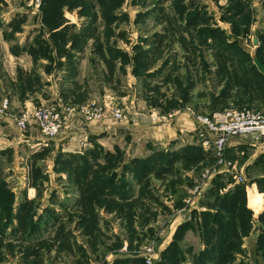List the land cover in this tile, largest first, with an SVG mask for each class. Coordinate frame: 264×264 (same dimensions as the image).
Masks as SVG:
<instances>
[{
  "label": "rangeland",
  "instance_id": "obj_1",
  "mask_svg": "<svg viewBox=\"0 0 264 264\" xmlns=\"http://www.w3.org/2000/svg\"><path fill=\"white\" fill-rule=\"evenodd\" d=\"M17 10L23 15H14ZM0 26L10 43L28 44L31 54L54 60L68 104L65 89L75 78L63 72L84 61L78 81L86 94L76 98L83 105L97 102L105 118L120 110L124 119L114 118L129 120L124 101L154 114L158 124L182 113L196 119L231 107L264 114V0H0ZM19 67L24 81L8 75L0 97L16 105L10 113L57 106L47 80L36 81L28 72L29 58ZM28 88L33 95L26 94ZM27 99L38 103L23 109ZM80 124L84 131L74 141L69 131L53 140L39 133L31 138L27 131L15 151L0 152V264H146L149 248L155 249L152 264H264V171L255 166L264 153L250 161L253 151L240 155L248 162L244 175L234 172L239 162L227 154L230 165L204 171L203 178L222 175L226 183L231 176V186L240 185L236 193L222 190L208 210L202 208L200 184L182 198L166 196L173 207H86L80 196L85 179L105 189L112 175L126 174L124 168L160 167L162 151L181 148L109 133L101 141L87 130L90 123ZM193 134L202 146L197 128ZM184 138L196 143L190 134ZM86 151L91 153L84 157ZM197 196L201 211L183 207L191 209L190 218L177 224L182 200L193 203Z\"/></svg>",
  "mask_w": 264,
  "mask_h": 264
},
{
  "label": "crops",
  "instance_id": "obj_2",
  "mask_svg": "<svg viewBox=\"0 0 264 264\" xmlns=\"http://www.w3.org/2000/svg\"><path fill=\"white\" fill-rule=\"evenodd\" d=\"M21 12L23 15V11L20 10L14 11L13 14L15 15ZM2 14L5 15V12L3 11ZM9 32H11L10 28L7 33ZM0 35L1 37H3L2 39L0 38V97H4L5 90L7 88V84L4 82L5 80H7L8 75L15 74L16 77L18 76V79L20 81H24L21 79H24L22 75L26 72L23 73L24 70L23 68H20L19 65L23 64L26 60L28 61L29 58L32 69L28 72L33 75L36 81L47 80L49 86L48 90L56 100V105H83L82 102L84 101L81 99H77L76 95L86 94V92L84 91L86 90V87L82 86L81 82L78 81L83 74L84 61H81V63H79L78 65H70V68H67L68 71L66 70L65 72H63L64 74L69 75L70 78H75V80L73 81L74 84L70 85L71 89H65L67 93V99L69 100L68 104L63 93L65 87L61 82H56L55 72L57 71L52 66V61L54 60H50L47 56H43V58L37 57L38 55H33L28 50L30 45L27 44L25 48H21L14 45L15 42L10 43L8 40H6L4 38L3 32H0ZM16 35L21 36L22 34L17 33ZM28 53L32 56H30ZM28 55L30 57H28ZM61 58L62 60H64L63 55L61 56ZM35 65L43 66V70L39 68L34 69ZM67 79H69V77ZM23 84L24 82L20 84V87L22 88L21 94L25 91V85ZM30 88L36 87L32 84V87ZM30 88L26 90L27 95L34 94L32 93V90ZM40 101L42 103H45L42 100ZM36 103L38 102L27 99L23 103V109L25 107H33ZM124 104L130 111L129 120H127L126 122H121L117 121L114 117L107 116L102 121L88 124L87 130L89 131V133L95 136H101V141H103L104 137H106L107 133H109L116 138H127L131 142L142 141L151 145L159 146L162 149L171 148L175 145H178L177 143H180V148L188 149L187 147L196 146L202 148V146H199L195 141L196 138L193 133L197 128V123L189 113H182L180 115H177L174 122L173 119L171 120V123L169 121L170 119H165L166 122L164 121V123L158 124V121L154 120V114L147 115L145 113H140L137 105L129 104L126 101H124ZM14 109H17L16 105H13V102L11 103L10 101V110L15 112ZM70 130L72 132H70ZM70 130H68L69 132L66 131L67 133H65L68 134L67 136H71V141H74L76 140V136L82 135L84 128L83 126H81L80 121L74 118ZM29 133V137L33 138V136L37 135L38 132L30 130ZM186 133L190 134L192 140L196 143H186L187 139L184 138V135ZM23 138V134L17 130V126L11 118L5 117L0 119V152L5 150V148L7 147H9L11 151L12 149L15 151L14 148L16 147V145H18L19 142H23ZM252 141L253 138L251 136L233 138L229 141L226 151L227 157L232 162H239L238 167L235 166L234 172H240L243 175L245 174L248 162L242 163V161L247 156V154H245L246 151H253L251 153L252 159L249 158V161L254 160L256 156H260L264 153V143L255 144ZM9 144L11 145L9 146ZM203 150V155L198 154L192 150H188L183 153L181 157H175L178 153L177 151L174 153L172 151L171 153H169V151H162L160 155L167 156L168 161L165 163L166 166H162V164H164V160L162 159L159 163L160 167L143 169L124 168L126 174L117 175L118 178L114 177L116 175H112V178L110 177V179L107 181L108 185L105 187V189H99L101 188L100 186H98L99 184H96V186H90V181L88 179H85V183H87V185L85 192L82 193V195L80 194V196L82 197L81 201L85 202L86 207L87 205H91L90 207H95L97 206V204L103 207L107 204H111L110 206L115 208L137 207L139 206V204L144 205L148 208L150 206L157 205L173 207L174 200H167L169 197L182 198L188 195L189 190H191L196 184H200V195H203L202 201H204L202 203L203 206H201L204 210H208L212 206V201L214 199H217V196L214 194L220 195L222 190L227 189V191H229L230 187H232L233 189L234 186H231L233 184V182H230L231 176L226 177V183L222 181V175H211L208 178H203L204 171L208 167L215 166V157L213 153L208 150L206 151L205 149ZM240 155H244L245 157H241ZM104 164L105 163H103V165ZM251 166L253 167L254 163H252L249 167L251 168ZM122 169L123 168H119V171L115 170L112 172L117 174L118 172H122ZM93 171L97 172L98 170ZM141 173L143 177L138 178L137 176H139ZM105 175L106 173H102L103 177H105ZM102 180L105 181L104 178ZM104 184L106 183L103 182V185ZM139 192L143 193L141 194ZM163 194L166 195L164 196ZM166 196H168V198H166ZM199 196L195 198L193 197V203L182 200V205L180 207L177 205V207L180 208L177 209L179 213L175 217V222L177 224L183 222L184 220H186V222L187 220H189V211L191 209L187 210L183 207L193 208L196 206V208H198L197 204ZM223 197L225 196H222V198ZM188 200L191 201V199ZM199 211H201V207L198 208V212ZM135 217H137V215H135ZM163 236L162 238H164ZM165 243L168 244L169 241L165 240Z\"/></svg>",
  "mask_w": 264,
  "mask_h": 264
},
{
  "label": "built area",
  "instance_id": "obj_3",
  "mask_svg": "<svg viewBox=\"0 0 264 264\" xmlns=\"http://www.w3.org/2000/svg\"><path fill=\"white\" fill-rule=\"evenodd\" d=\"M105 113L104 107L97 102H91L75 108L66 105L25 108L19 116H14L10 113L8 98L0 102V119L11 118L22 134L31 130L52 140L70 130L74 118L86 124L103 120ZM114 117L119 120L124 119L120 110L114 111ZM195 118L199 141L206 151L214 153L216 164L213 172H217L219 167L232 163L226 158L227 146L231 139L251 136L255 144L264 142V114L262 113L231 107L208 115H196ZM236 179L238 182H244L242 176ZM194 191L196 192L197 188ZM154 253V248L147 249L146 264H152Z\"/></svg>",
  "mask_w": 264,
  "mask_h": 264
},
{
  "label": "trees",
  "instance_id": "obj_4",
  "mask_svg": "<svg viewBox=\"0 0 264 264\" xmlns=\"http://www.w3.org/2000/svg\"><path fill=\"white\" fill-rule=\"evenodd\" d=\"M215 112V111H214ZM188 149H185V148H181L180 149V151H177L178 153H177V155L175 156V157H181L182 155H183V153H185L186 151H188V150H192V151H194V152H196V153H198V154H204V151H203V149L202 148H200V147H198V146H196V147H187ZM91 152H89V151H86V155L84 156V157H86V156H88L89 154H90ZM78 159V158H77ZM164 161V164H162V166H164L165 165V162H167L168 160H167V156H165L164 157V159H163ZM71 160H68V162H70ZM173 163V162H172ZM261 166V168H262V170L264 171V155L263 156H261L260 158H258V160L256 161V163H255V166ZM145 168H154L153 166H151V165H147ZM129 169V168H128ZM143 169V168H142ZM237 189L238 190H240V185H238V184H235L234 185V187H233V191L232 192H234L235 191V193H236V191H237ZM99 193V192H98ZM214 195H218V194H214ZM235 195V194H234ZM233 196V195H232ZM232 196H229V197H223L222 199H221V201H225V202H231V201H233V199L231 198Z\"/></svg>",
  "mask_w": 264,
  "mask_h": 264
}]
</instances>
